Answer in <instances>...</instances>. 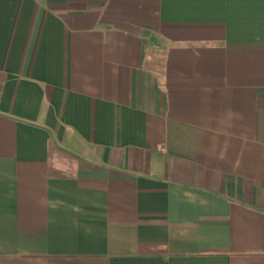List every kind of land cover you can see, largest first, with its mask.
Segmentation results:
<instances>
[{
	"label": "crops",
	"instance_id": "crops-1",
	"mask_svg": "<svg viewBox=\"0 0 264 264\" xmlns=\"http://www.w3.org/2000/svg\"><path fill=\"white\" fill-rule=\"evenodd\" d=\"M0 264H264V0H0Z\"/></svg>",
	"mask_w": 264,
	"mask_h": 264
}]
</instances>
